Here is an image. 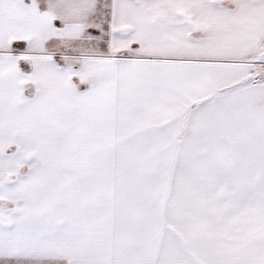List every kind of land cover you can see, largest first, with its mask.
I'll use <instances>...</instances> for the list:
<instances>
[{
  "label": "snow or ice",
  "instance_id": "obj_1",
  "mask_svg": "<svg viewBox=\"0 0 264 264\" xmlns=\"http://www.w3.org/2000/svg\"><path fill=\"white\" fill-rule=\"evenodd\" d=\"M0 264H264V0H0Z\"/></svg>",
  "mask_w": 264,
  "mask_h": 264
}]
</instances>
